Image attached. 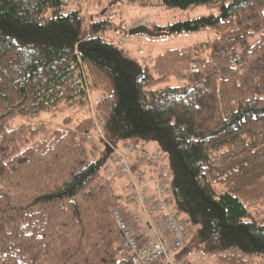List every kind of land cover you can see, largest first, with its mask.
<instances>
[{
	"label": "trees",
	"instance_id": "trees-1",
	"mask_svg": "<svg viewBox=\"0 0 264 264\" xmlns=\"http://www.w3.org/2000/svg\"><path fill=\"white\" fill-rule=\"evenodd\" d=\"M81 1L0 0V264H131L103 174L105 145L130 140L165 154L172 211L192 227L174 262L264 264V0H134L207 9L153 31L215 32L143 63ZM56 111L61 127L14 125ZM83 132L101 134L98 158Z\"/></svg>",
	"mask_w": 264,
	"mask_h": 264
},
{
	"label": "built area",
	"instance_id": "built-area-1",
	"mask_svg": "<svg viewBox=\"0 0 264 264\" xmlns=\"http://www.w3.org/2000/svg\"><path fill=\"white\" fill-rule=\"evenodd\" d=\"M101 136L98 132H83L76 136H82L86 141H91L94 136ZM136 161L142 168L154 171V176L148 178L146 172L132 169V162ZM118 174L127 180L130 198L134 204L143 208L146 219L152 227L155 237H145L141 241L133 229L129 226L121 210L113 213L114 220L122 235L119 250L124 252L131 264H191L187 261L174 262L173 254L187 240V231L175 213L172 211V198L169 194L170 172L162 163L157 152L147 151L138 141L130 140L122 148H112L110 161ZM149 184L154 187V196L146 193ZM137 222V216H133Z\"/></svg>",
	"mask_w": 264,
	"mask_h": 264
},
{
	"label": "rangeland",
	"instance_id": "rangeland-1",
	"mask_svg": "<svg viewBox=\"0 0 264 264\" xmlns=\"http://www.w3.org/2000/svg\"><path fill=\"white\" fill-rule=\"evenodd\" d=\"M83 8L81 13L83 15L87 14H98L102 13L105 17L111 18L112 28L109 36H107V41L118 43L123 48L129 51L131 55L138 59L139 62L143 63L150 57H154L167 49H179L184 47L192 46L199 42H204L211 40L215 36V32L211 28H205L200 32H184L178 35L164 34L159 36H149L147 34H134L129 35L130 29L138 25H145L151 28L154 26H163L167 24H172L176 21H182L187 18H193L202 14L207 13V9L204 6H197L190 9H180V8H168L163 5L155 6H140L134 0H82ZM77 8V4L70 2V4L64 7V11L72 10ZM90 16H87V18ZM140 23V24H138ZM116 36V37H113ZM178 83L175 78H169L166 82L158 85V87H163L166 85L174 86ZM91 98V97H90ZM92 99V98H91ZM93 100V99H92ZM90 101L92 106L94 101ZM89 107L88 112L92 114L94 108ZM95 106V105H94ZM67 112H45L39 117L30 119L28 117H17L14 120V125L26 124L29 122L44 124L50 128H58L62 126V120L65 119ZM95 140H97L95 138ZM96 151V155L93 158H98L103 149V144L97 145L95 141L87 142ZM115 146V145H114ZM113 146V147H114ZM149 152L157 151L163 160H166L165 154H163L154 142H149L144 146ZM92 152V150H91ZM117 183H121L122 179ZM118 191L121 193L119 184L117 187ZM264 209V206H263ZM127 222L132 218H128L124 215ZM180 218V220H179ZM178 220L184 224L187 236L192 231V227L187 221L186 217L180 215ZM149 225V223H148ZM150 227L149 229H151ZM152 237H155L154 231L151 229ZM214 257L204 256L200 254H194L191 258V264H214ZM161 262V261H159ZM163 264V263H161Z\"/></svg>",
	"mask_w": 264,
	"mask_h": 264
},
{
	"label": "crops",
	"instance_id": "crops-1",
	"mask_svg": "<svg viewBox=\"0 0 264 264\" xmlns=\"http://www.w3.org/2000/svg\"><path fill=\"white\" fill-rule=\"evenodd\" d=\"M138 24H140V23H138ZM96 103H97V100H95L92 105H95ZM116 146L121 147L122 143H118V145H116ZM160 158H161V156H160ZM161 159H163V157ZM132 163L134 164V168H136V167L138 168L137 164H140L139 162H132ZM140 166L142 167V165H140ZM132 169H133V167H132ZM133 170L138 171L136 169H133ZM144 172H146V176L148 178L154 176V171L152 169L145 168ZM103 174L110 176V177H113L114 179H122V181H120L121 183H118L120 190H121V193H120L121 194V204H122L123 208H125L123 210L124 214L128 218H132V222H133V223H131V220H129L128 224L133 229V231L136 233L137 237L141 241H143V239L147 236L150 237V234H152V231H151L152 228L149 229L151 225L150 224H149L150 226L148 225L149 222L146 219V215H145L143 208H141L137 204H134L131 201L130 191H129V188L127 186L126 178L124 176L118 174V172L112 167L110 162H108L107 165L104 167ZM117 181H119V180H117ZM146 193L150 197L154 196V187L152 184H149L147 186ZM135 215L137 216V222H134V220H133V216H135ZM161 263H163V262L162 261L159 262V264H161Z\"/></svg>",
	"mask_w": 264,
	"mask_h": 264
},
{
	"label": "water",
	"instance_id": "water-1",
	"mask_svg": "<svg viewBox=\"0 0 264 264\" xmlns=\"http://www.w3.org/2000/svg\"><path fill=\"white\" fill-rule=\"evenodd\" d=\"M141 33L147 34L149 36H159L166 34L165 32H161V31H153L151 28L145 25L135 26L134 28L130 29L128 32L129 35L141 34ZM105 151H106V156H108V154L111 153L112 148L108 144H106Z\"/></svg>",
	"mask_w": 264,
	"mask_h": 264
},
{
	"label": "bare ground",
	"instance_id": "bare-ground-1",
	"mask_svg": "<svg viewBox=\"0 0 264 264\" xmlns=\"http://www.w3.org/2000/svg\"><path fill=\"white\" fill-rule=\"evenodd\" d=\"M91 107L94 108V105H92Z\"/></svg>",
	"mask_w": 264,
	"mask_h": 264
}]
</instances>
